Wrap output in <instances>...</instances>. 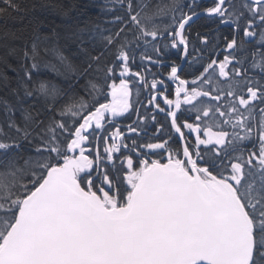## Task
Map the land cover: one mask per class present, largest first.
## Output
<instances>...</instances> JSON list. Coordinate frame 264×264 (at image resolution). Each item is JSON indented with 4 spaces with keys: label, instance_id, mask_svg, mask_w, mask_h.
Listing matches in <instances>:
<instances>
[{
    "label": "snow or ice",
    "instance_id": "6c2138e0",
    "mask_svg": "<svg viewBox=\"0 0 264 264\" xmlns=\"http://www.w3.org/2000/svg\"><path fill=\"white\" fill-rule=\"evenodd\" d=\"M96 7L0 0V264H264V0Z\"/></svg>",
    "mask_w": 264,
    "mask_h": 264
},
{
    "label": "trees",
    "instance_id": "16d2710c",
    "mask_svg": "<svg viewBox=\"0 0 264 264\" xmlns=\"http://www.w3.org/2000/svg\"><path fill=\"white\" fill-rule=\"evenodd\" d=\"M32 2L33 0H28V3H32ZM54 2L58 4H63L66 7L70 6L71 4H75L76 8L69 13V15L74 18V22H75V21H86L88 19H95L96 14L99 12V8L96 7V5H98L101 2V0H54ZM204 2L208 3L209 0H204ZM49 19H52L56 24L63 23L60 16L50 15ZM26 22L27 20H25V23ZM203 24H204L203 21H199L197 22L196 27L199 28L201 31H206V29L202 27ZM47 75L53 78L54 82H59V78L53 77L51 73H47Z\"/></svg>",
    "mask_w": 264,
    "mask_h": 264
}]
</instances>
